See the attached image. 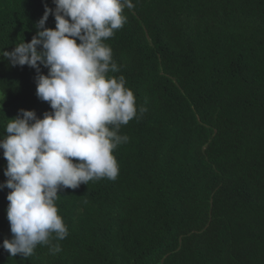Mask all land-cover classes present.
<instances>
[{
    "label": "trees",
    "instance_id": "obj_1",
    "mask_svg": "<svg viewBox=\"0 0 264 264\" xmlns=\"http://www.w3.org/2000/svg\"><path fill=\"white\" fill-rule=\"evenodd\" d=\"M132 2L104 41L119 67L107 75L125 77L137 107L113 150L118 177L61 188L69 234L27 258L2 247L12 190L0 188V264H264V0ZM45 5L0 0V51L43 30ZM36 77L0 56V138L20 109L53 111ZM7 164L0 149V184Z\"/></svg>",
    "mask_w": 264,
    "mask_h": 264
},
{
    "label": "clouds",
    "instance_id": "obj_2",
    "mask_svg": "<svg viewBox=\"0 0 264 264\" xmlns=\"http://www.w3.org/2000/svg\"><path fill=\"white\" fill-rule=\"evenodd\" d=\"M53 3L55 9L45 5L37 24L43 30L31 42L0 51L11 66L36 69V94L53 109L43 119L35 110L20 109L6 125L9 135L0 138L8 162V179L0 188L12 190L7 195V218L13 234L2 247L11 257H30L37 245L68 236L56 206L58 192L105 177L115 180L119 165L113 150L128 140L118 134L119 128L137 116L136 98L125 77L107 75L119 67L104 42L124 26L123 12L134 7L132 0ZM50 15L55 17V29L45 27ZM40 65L49 69L47 75ZM145 110L140 108L141 113ZM50 250L61 249L57 244Z\"/></svg>",
    "mask_w": 264,
    "mask_h": 264
},
{
    "label": "rangeland",
    "instance_id": "obj_3",
    "mask_svg": "<svg viewBox=\"0 0 264 264\" xmlns=\"http://www.w3.org/2000/svg\"><path fill=\"white\" fill-rule=\"evenodd\" d=\"M2 99V93H1V91H0V100Z\"/></svg>",
    "mask_w": 264,
    "mask_h": 264
}]
</instances>
